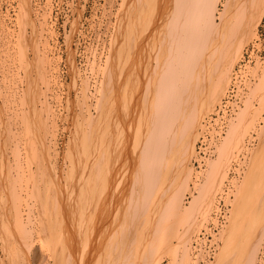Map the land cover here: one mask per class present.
Masks as SVG:
<instances>
[{"label":"bare ground","instance_id":"bare-ground-1","mask_svg":"<svg viewBox=\"0 0 264 264\" xmlns=\"http://www.w3.org/2000/svg\"><path fill=\"white\" fill-rule=\"evenodd\" d=\"M50 1L46 0L43 6H39L43 22L41 18L39 20L36 13L38 20L32 17L31 9L33 13L34 9L31 8L33 3L30 4V0H19L20 6L16 13L20 21L18 26H21L20 29L18 28L15 40L18 49L17 56L19 55L20 64L25 68L27 77L26 88L21 89L22 97L18 99L22 104L30 106L28 110L24 108L26 117L23 118L30 123L39 121L38 124H42L43 128H46L47 118H50L54 112L48 96L51 84L49 77L54 84H60L61 90L67 89L66 81L61 82L60 80L58 67L57 73L52 71L49 76L45 73L46 67L53 64L54 58L60 60V57H56L52 52L51 42L50 50L54 57L50 55V58L48 39H44L45 36H43L47 29L49 34L46 35L50 40L55 34L49 22ZM81 1L85 2V0H77L79 7ZM121 2L118 20L114 25L111 48L106 50L107 58L105 57L103 66L94 64V67L105 65L103 79H101V98L99 97L100 101L97 102L98 116H91L90 109L87 112L88 117L82 115L83 109L79 102L85 104L84 93L86 91L81 95V100L80 96L79 99L77 97V100L75 99L76 105L80 106L78 111L72 110L74 114L71 119H75L73 126H76V130L74 132L70 130L72 136L69 139L68 151L65 154L66 157L62 154L61 160L63 162V158H68L69 164L63 168L65 163H61L55 170L54 165L58 152L52 145L54 141L49 140L41 146L38 140H34L42 147L41 151L36 150L38 156L42 155L39 167H36L38 171L40 169L39 172L44 173L42 176H45L46 184L53 183L49 184L50 191V187L46 185L44 187V180L42 181L38 176L40 179L38 178L37 183L43 184L41 187L44 189V200L41 195L38 196L43 202L41 209L45 208L43 210L44 220L37 218V221L40 219L43 223L38 231H40L39 234H44L43 245H48L49 251L45 249L52 258L50 264H160V257H158L160 253L173 257V264H200V261H203V264H210L214 258L212 264H234L235 262V264H264L260 262L264 253V114L260 113V109L261 112L264 111V101L257 102L258 105L260 104L261 108L258 106L260 109L256 108L257 105L254 109L250 98L244 101V105L241 103L239 106H235L237 100L233 103L234 100L230 99V95L234 99L237 94L240 95L236 93L242 88L239 85L242 82L240 78L246 75L243 73L235 78V65L239 63L237 61L242 56L243 45L249 39L257 38V27L264 16V0H121ZM84 7L83 4L80 8ZM80 8L79 11H81ZM72 19L69 22L70 26ZM79 21L80 17L78 19L80 25ZM45 25L47 29L44 30ZM89 26L94 29L93 25ZM27 27L30 28V33L27 32ZM11 34L13 36V33ZM27 48L31 50V55L27 53ZM86 53L85 64L87 57L91 54L89 48L86 49ZM256 61L264 63V60L256 58L251 64H255ZM262 69L259 71L261 75L254 74L259 82L257 81V84L254 82L255 86L250 81L247 84L248 87L249 83L252 84V89L248 90L250 94L247 93L251 98L253 96L254 100L257 94L259 98H264V68ZM33 70L40 76L42 87L37 84L35 75L31 76ZM255 78L254 76L253 79ZM85 84L88 86L87 83L83 85L86 86ZM234 87L235 92L232 90ZM79 91L82 92V88ZM248 94L245 93V96L248 97ZM35 98L42 104L41 109L46 112V118L42 119V111L34 102L33 104L30 102ZM215 106H217L216 109H214ZM79 108L82 109L80 113ZM212 111L213 113H210ZM259 120L261 121L257 126ZM71 123L73 124V120ZM214 124L218 127L216 129L215 126L218 134L212 137L216 131L212 128ZM225 125L228 127L227 133L221 136ZM254 127L258 133L256 137L250 133ZM48 132H51L48 133L51 134L50 136L55 135L54 131ZM37 133L40 132L37 131ZM249 133L250 135H247ZM45 135L43 131V136ZM0 137L3 143L9 142L6 136L0 135ZM212 138L215 141L222 139L214 159L207 158L214 152V147L211 145ZM30 139L31 137L28 140L32 145L34 143L32 140L36 137ZM256 139L258 142L256 147L250 151V161H248L247 170L243 172V177L241 176L242 179L233 183L235 179L232 178L231 184L229 183V194L233 193L234 196L230 202L229 195H226L227 191H224L225 183L223 182L227 180V172L231 167L238 175L243 165L239 161V168H233L232 158L235 159L237 156L238 161L239 155L246 152V149L250 150L249 146ZM28 140L26 139L25 142L29 143ZM197 140H199L200 151L196 148ZM3 143L0 144V172L3 166L2 161L6 160L2 152ZM235 149L237 152L243 149L245 151L234 154ZM198 151L203 155L199 156ZM53 156L55 158L51 160ZM193 158H197L198 166L208 159L206 176L196 187L194 193L190 188L192 177L194 178L192 175ZM32 160L30 162L33 164ZM27 165L28 168L29 164ZM35 171L38 172L36 169ZM21 172L20 170V175ZM5 173L7 175L9 170L4 172L3 176ZM29 173L31 175V172ZM34 173H32L33 179L36 178ZM19 176L17 175L15 181L17 178L19 181L21 178ZM15 181L12 184L15 185ZM24 181L26 183V179ZM27 184L24 185L27 186ZM46 188L52 192L49 202L46 195H49V192ZM31 189L34 190V183L31 184V188L29 187L30 191ZM1 191L0 195L3 193L1 197L4 198L1 202H5L7 206L5 209L12 216L9 221L17 228H21V242L27 248L26 252H31L33 245L31 234L36 229L33 226L36 219L32 217L31 210L27 212L31 205L23 200L27 202L25 206H29L23 215L19 208L22 200L14 194L17 190L13 192L8 190L6 193L4 190ZM40 192L37 191L38 194ZM252 194L255 198L256 196L259 198L257 208L253 203L251 204L254 213L249 212L250 203L254 198ZM221 195L224 197L226 208L222 224L218 223L213 216L218 211V200L222 198ZM225 195L227 200H225ZM187 196L190 198L188 202H184ZM52 201L54 204L51 207ZM230 206L231 210H229ZM38 207H36L37 210ZM48 207L51 211L53 210V217L49 215L45 218L49 212L52 214ZM229 211H231L230 217ZM245 213H249V218ZM162 219H168L166 222L168 224L163 225L165 229L161 228ZM52 220H55L53 222H55L56 231L52 230L55 227L54 224L51 229ZM7 222V220L5 223L2 222L1 225L4 226L1 227H7ZM212 222L217 225L218 231L217 233L211 232L210 246H207L208 240L205 237H199L200 232L194 240L192 239L193 243L199 242L197 244L200 247L196 249L191 241L192 236L200 231L202 226L205 228L203 227L201 231H209V224ZM107 224L112 234L103 236L102 234L107 230L103 233L100 230ZM179 226L180 229H178ZM96 230L97 233L98 231L101 233V237L100 234L91 235ZM219 234L222 241L221 247H219L221 244ZM167 237L171 240L175 239V246L172 247V244L165 243ZM137 243H145L142 246L143 249L138 247ZM137 248L141 251L139 255ZM104 251H106L105 257ZM179 252L180 261L175 263ZM236 252L240 253L239 258H236ZM208 255H211V258H208ZM26 261L28 264V260Z\"/></svg>","mask_w":264,"mask_h":264},{"label":"rangeland","instance_id":"rangeland-1","mask_svg":"<svg viewBox=\"0 0 264 264\" xmlns=\"http://www.w3.org/2000/svg\"><path fill=\"white\" fill-rule=\"evenodd\" d=\"M86 1V0H85ZM4 2H7V0H0V104H1V106H0V135H3V136H6L7 137V139L9 140V142L8 141H6L5 143H3V141H1V137H0V144H2L3 143V148H4V150L2 151L3 153H4V159L6 158V160H4V159H2V160H4V161H2L3 163H2V168H1V172H0V191L1 190H4V192L6 193V191H8V190H11L12 191V189L14 188V187H16V189L14 188L13 189V191L14 190H17L16 192L18 193V191H19V193L18 194H20V196H18V194H16V192L14 193L15 195H17L16 197H20V199L22 200L21 201V204L22 205H20L21 207H19L21 210H20V212L24 215L26 212H25V209H29V210H27V212L28 211H30L31 210V215H32V217L34 218V219H36L35 220V222H34V224H33V226L36 228V229H34L33 231H32V234H31V242L33 243V245H32V243H30L31 245H32V248H31V252H26V247H25V245L24 244H22V231H21V228H17L16 227V225L15 224H13V223H11L9 220L12 218V216L11 215H9V213L7 212V210L5 209V208H7V206L5 205V202L3 203V202H1V201H4V198L3 197H1L2 195H3V193L0 195V264H27V261L26 260H28V264H31L30 262H32V264H50L51 263V260H52V258L49 256L50 254H49V250L47 249V247H48V245H43V242H44V237H43V235L42 234H39L40 233V231H38L40 228H41V226H42V224L43 223H41V221H40V219L42 218H44L43 216H44V213H43V210L45 209H41V207H42V203L43 202H41L40 201V199L42 198L43 199V196H44V189H42V187H41V185H43V184H38L37 183V181L39 182V180H38V178L40 177L41 179H42V181L44 180V177L45 176H42L44 173L42 172H39L40 171V169H39V171H38V167H39V161L42 159V155L41 154H39V156L41 157H39L38 156V152L37 151H41V149H42V147H40V145L42 146V145H44L45 144V142L47 143V141H49V140H51L52 142L54 141V143H52V145H54V148L57 150V152H58V155H57V161H56V163H55V161H54V163H55V170H57V168L60 166V164L61 163H65V165H63L64 167L63 168H65L68 164H69V162H68V158H66V159H64L63 158V162L61 161L62 160V157H63V155L62 154H66V152L68 151V145H69V139H70V137L72 136V131L74 132V130H76V126H73L74 125V120L75 119H71L72 118V115L74 114V112L75 111H78V107H80V106H78V105H76L77 104V102H76V97L78 98L79 96V98H80V100H81V95H83V93H84V91H86L84 94H85V98H84V101H86L85 102V104H83L84 102H82L81 103V101L79 102V105H81V107H82V109H83V111H82V109L81 108H79V109H81V110H79V113H80V111H82V115L83 116H85V117H88L89 116V114H87V112H89V109H90V115L91 116H93V117H96V116H98V107H97V102L98 101H100V98H101V91H100V89L102 90V81H101V79H103L102 77H103V75H104V67H105V65H104V67H99V66H95L94 67V64H101L102 66H103V63H104V61H105V57H106V54L108 53V52H106V50L108 51L109 50V48H111L110 46H111V43H112V39H113V36H114V33H113V31L115 30V26L114 25H116L115 23H117V22H115L116 20H118V16H119V13H120V6H121V0H87L86 1V8L88 9V10H92V11H94V14H92L91 15V17L93 18V21H92V25H93V27H94V29H95V39L97 40V43L95 44L96 46H93V44L92 43H90L91 45L90 46H86V48L88 49H90V51H91V54L89 55V57H87V62H86V68L84 69V71H82L78 66H77V62H76V49L75 48H71L70 47V43H72L73 42V35L77 32V29H78V26H79V24H78V19H79V17H80V11L78 12V15L76 14V17H74L73 19H72V22H71V26H70V30H69V35H68V33H67V35H66V38H65V43H67V47H66V49H67V54H66V63L68 64V77H69V80L67 79L66 80V82H65V86L67 87V89H66V92H65V97L63 98V95H62V90L60 89V88H62L61 86H60V84H58V85H56V83L54 84L53 83V80L51 79V77H49L50 79V91L48 92V96H49V102H50V104H51V106H52V110L54 111L51 115H50V118L48 117L47 118V120H48V124L50 125H48L47 123L45 124V126H46V128L44 127H42V124H38L39 123V121H38V123H34V122H32L31 121V123L33 124V126H32V124L28 121L27 122V120L25 119V118H23V117H26V113H24V108H25V110H28V108H30V106H28V104H22L21 102H20V99H18L19 97H22L21 95H22V92L23 91H21V89L22 90H24L25 88H26V72H25V68H23V66H21V64H20V61H19V55L17 56V52H18V49H17V45H16V35L18 34V32L17 31H19V27H21L20 25L18 26V23H20V21H19V19H18V16H17V14L16 13H18V7L20 6L19 5V0H15V5H14V7H13V9L14 10H12L13 11V15L11 16L10 15V12H9V9H7L6 11H4L3 10V4H4ZM48 2H49V0H48ZM31 3H33V4H31ZM30 4H31V8L33 7V9H34V13H33V11H32V9H31V13L33 14L32 15V17L33 18H36V14L38 15V18H39V20H40V18H41V21L43 22V18H42V16L43 15H41L40 14V12H39V9L41 8V7H39V9H37V11H36V9H35V7H34V5H35V2H34V0H30ZM90 8H92V9H90ZM119 8V9H118ZM85 11L84 12V15L86 16L87 14H88V12L89 11ZM17 11V12H16ZM97 13V15H96V13ZM36 13V14H35ZM47 14V13H46ZM40 16V17H39ZM96 16V17H95ZM91 17H90V19H89V25L91 24ZM117 18V19H116ZM16 19H17V21H16ZM37 19V18H36ZM35 20V19H34ZM38 20V19H37ZM38 23H41L40 21H38ZM264 24V16H263V18L261 19V22L259 23V25H258V27H257V34H258V29H261V25H263ZM47 25V24H46ZM44 26L45 28H44V30L45 29H47V26ZM114 26V27H113ZM19 28V29H18ZM27 32H29L30 33V28H28L27 27ZM11 33H13V36H11L12 34ZM42 33H44V32H42ZM11 34V35H10ZM49 34L48 33V29H47V32H45V35H43V36H45V37H47V38H45L44 37V39H48L47 40V42H48V55L50 56V55H52V57H54V55H53V53L51 52V50H50V38H48V36L47 35ZM113 35V36H112ZM98 36V37H97ZM111 37V38H110ZM43 38V37H42ZM254 39H256V38H251V39H249L244 45H243V47H242V52H241V55L243 54V52H244V49H245V47L251 42V41H253ZM43 42V41H42ZM15 43V44H14ZM14 44V45H13ZM39 44H41V43H39ZM16 45V46H15ZM15 46V47H14ZM42 46H43V44H42ZM43 47H41V49H42ZM16 49H17V51H16ZM27 53L29 54V55H31V50H29V48H27ZM100 50H102V52H100ZM97 51H99V52H97ZM52 53V54H51ZM108 55V54H107ZM44 56V55H43ZM45 57V56H44ZM50 58H51V56H50ZM107 58V57H106ZM241 59H242V56H241V58L240 59H238V61H237V63L238 64H236L235 65V69L239 66V64H240V61H241ZM59 60L58 59H56V58H54L53 60H52V62H53V64H50V66H48V67H46V70H45V73L49 76L51 73H52V71H55L56 73H57V62H58ZM55 65H56V67H55ZM251 65V66H250ZM47 66V65H46ZM52 66V67H51ZM264 66V63H258L257 61H256V63L255 64H248V66H246V69H245V71L243 70V71H241V75H243V73L246 75V77L243 75V76H241V78H240V81H242V82H240L239 83V85H240V87H242V88H240L241 90H239L238 92H236V93H240V95L239 94H237L236 95V97H235V101L237 100V102H235V101H233V103L235 102V106H239V105H241V103H243V105H244V101L246 100V99H248V98H250V100H252V101H250L251 102V104H253L252 106H253V108L254 109H256V108H258V109H260L261 107H260V104L258 105V103L257 102H263L264 101V98L262 97V98H259L258 97V94L257 95H255V96H257V98L254 96V98H256L255 100L253 99V96H252V98H251V96L249 95L250 94V91H248L250 88L252 89V84L255 82L256 84L259 82L258 80H257V76H259V75H261V72H259V71H261V70H263L262 68H264L263 67ZM257 67V68H256ZM97 68H99V69H97ZM253 68V69H252ZM255 68V69H254ZM252 69V70H251ZM51 70V71H50ZM74 70H75V72H74ZM251 70V71H250ZM102 71V72H101ZM249 73H248V72ZM257 71V72H256ZM235 72H236V70H235ZM247 72V73H246ZM252 72V73H251ZM251 73V74H250ZM248 74V75H247ZM254 74H256V75H254ZM35 75V76H34ZM31 76L33 77H36V81H37V84H39V86L40 87H42L43 86V84H42V81L40 80V76L38 75V73H35V71L33 70L32 72H31ZM256 77L255 79H253V77ZM97 77V78H96ZM100 77V78H99ZM245 77V78H244ZM99 78V79H98ZM249 78L250 80H248L247 81V79ZM258 79H259V77H258ZM5 80V81H4ZM84 80V81H83ZM86 80V81H85ZM246 82H245V81ZM252 80V81H251ZM244 81V82H243ZM250 81V83H252V84H250L249 83V87H248V82ZM258 81V82H257ZM16 82V83H15ZM62 82V81H61ZM89 82V83H88ZM6 83V84H5ZM8 83H9V86H8ZM84 83H87L88 84V86L86 85V86H84L83 84ZM244 83H246V84H244ZM17 86H16V85ZM241 84H242V86H241ZM256 84H253L254 86L256 85ZM11 85V86H10ZM52 85V86H51ZM244 85H246V86H244ZM15 86V87H14ZM84 86V87H83ZM253 86V87H254ZM10 87V88H9ZM86 87H87V89H86ZM98 87V88H97ZM246 87V88H245ZM13 88V89H12ZM82 88V92H80L79 90ZM85 88V89H84ZM90 88H92L93 89V91H90L89 89ZM97 88V89H96ZM244 88V89H243ZM8 90H10V91H8ZM6 91H7V93H6ZM21 91V92H20ZM71 91H73V93H72V95L70 94V92ZM94 91H96V93L94 92ZM244 91V92H243ZM246 91V92H245ZM247 92H249V94L247 93ZM20 94V96H18L19 94ZM245 93H246V95L248 94V97L247 96H245ZM77 94H78V96H77ZM58 95H59V97H58ZM241 95H242V97H241ZM244 95V96H243ZM260 96V95H259ZM54 97V98H53ZM58 97V98H57ZM100 97V98H99ZM239 97V98H238ZM261 97V96H260ZM55 98H57V99H55ZM78 98V99H79ZM98 98V99H97ZM241 98V99H240ZM54 99V100H53ZM76 99V100H75ZM86 99V100H85ZM240 99V100H239ZM244 99V100H243ZM263 99V100H262ZM37 98H35L34 99V101H30L32 104H33V102L35 103V105L37 106V108L38 109H40L42 112H41V114H42V119L43 118H46L47 116L45 115L46 114V112L44 111V110H42L41 109V105L42 104H40V102H37ZM239 100V101H238ZM257 100V101H256ZM258 100H262V101H258ZM57 101V102H56ZM95 101V102H94ZM240 101H242V102H240ZM90 103L89 105H88V103ZM264 103V102H263ZM263 103H261V105L263 104ZM3 104V105H2ZM31 104V105H32ZM57 104V105H56ZM59 104V105H58ZM95 104H96V106H95ZM256 105H257V107H256ZM89 106V107H88ZM98 106H99V104H98ZM260 108H259V107ZM69 107L71 108V109H69ZM87 107H88V111H86L87 110ZM91 107V108H90ZM93 107V108H92ZM216 107L217 106H215L214 107V109H216ZM256 107V108H255ZM2 108V109H1ZM86 108V109H85ZM19 109H23L22 111L21 110H19ZM74 109V110H73ZM85 109V110H84ZM96 109V110H95ZM263 109H264V107H263ZM74 112H73V111ZM233 110H234V108H233ZM13 111H16L15 113L13 112ZM20 111H21V113H20ZM97 112L96 114H95V112ZM238 111V110H237ZM18 112V113H17ZM92 112V113H91ZM10 113H14L13 115L12 114H10ZM72 113V114H71ZM94 113V114H93ZM210 113H213V111L212 112H210ZM235 113V112H234ZM233 113V115L235 116V114ZM260 113H263L264 114V111H262L261 112V109H260ZM20 116H19V115ZM22 114V115H21ZM25 114V115H24ZM10 115V116H9ZM15 115H17V116H15ZM53 115V116H52ZM69 115V116H68ZM213 114H211V116H212ZM210 116V117H211ZM8 117H9V119H8ZM12 117V118H11ZM14 117H17V118H14ZM51 118H52V120H51ZM5 119V120H4ZM21 119H23V120H21ZM24 119H25V121H24ZM8 120V121H7ZM72 120H73V124L71 123L72 122ZM23 121V122H22ZM261 120H259L258 122H257V126H258V123L260 122ZM7 122V123H6ZM19 122V123H18ZM47 122V121H46ZM50 122V123H49ZM54 122V123H53ZM27 123H28V126H26L27 125ZM53 123V124H52ZM226 123V122H225ZM10 124V125H9ZM38 125V127H37V125ZM227 124V123H226ZM262 125H263V123H261ZM5 125H6V127H5ZM7 125H9V126H7ZM30 125V126H29ZM41 125V126H40ZM53 125V126H52ZM76 125V124H75ZM2 126H4V127H2ZM40 126V127H39ZM49 126V127H48ZM73 126V127H72ZM217 127V125L216 124H214L213 126H212V128H214V130H216V129H218V127ZM256 126V125H255ZM28 127H30V128H28ZM32 127V128H31ZM48 127V128H47ZM53 127H55V128H53ZM260 127V126H259ZM2 128V129H1ZM7 128V129H6ZM28 128V129H27ZM211 128V129H212ZM216 128V129H215ZM4 129V130H3ZM27 129V130H26ZM43 129V130H42ZM48 131H54V134L55 135H52V136H50L48 133H51V132H48ZM50 129H52V130H50ZM6 130V131H5ZM12 130H13V132H12ZM31 130H33V131H31ZM70 130H72V131H70ZM227 130H228V127H227V125H225V128H224V132L221 134V136H225L226 135V133H227ZM1 131H2V133H1ZM10 131V132H9ZM37 131L38 132H40V133H37ZM43 131L45 132V136H47V137H45V136H43ZM257 130H255V127L253 128V131L251 132L250 131V133L251 134H253V136H257L256 134H258L257 132H256ZM9 132V134H7ZM24 132V133H23ZM29 132V133H28ZM33 132V133H32ZM212 132H213V130H212ZM218 131L216 130L215 131V133L212 135V137L214 136V135H217L218 133H217ZM14 133V134H13ZM26 133V134H25ZM250 133L249 134H247V135H250ZM14 136H13V135ZM24 134V135H23ZM28 134H29V136H28ZM30 134H31V136H30ZM39 134H40V136H39ZM225 134V135H224ZM33 135V136H32ZM42 135V136H41ZM247 135L245 136V138L247 137ZM12 136H13V138H12ZM50 136V137H49ZM31 137V139L30 140H32L33 138H35L36 137V139H33L32 141H34V140H38V144H39V142H40V145H38L37 144V142L36 141H34V143L31 145V141H29L28 140V138H30ZM43 137H45V139L43 138ZM48 137H49V139H48ZM11 138V139H10ZM54 138V139H53ZM218 138H220V136L218 137ZM224 137H222V139H223ZM26 139L29 141V143H26L25 141H26ZM41 139V140H40ZM222 139L221 140H217V141H215V139L214 138H212L211 140V145L214 147V154L212 153L211 155H209L207 158H210V159H214V158H216V156H217V153H218V148H219V146H220V144H221V142H222ZM45 140V141H44ZM42 141V142H41ZM50 141V142H51ZM23 142H25V143H23ZM56 142V143H55ZM67 142V143H66ZM253 142V143H252ZM252 142H250V143H252L249 147H250V150L249 149H246V152H242L241 154L243 155V156H241V154L239 155V157H238V161H237V156H236V161H235V159H233L232 158V162L234 163V167L233 168H239V161H241L242 163H243V165H242V167H241V171H240V173L237 175V174H235V172H233L234 170H232V167H231V169L230 170H228V174H227V180H224V182L223 183H225V186H223V184H222V186H223V188H224V191L226 190L227 191V193H226V195L228 196L229 195V197L230 198H228V200H230V202L234 199L233 197V193H231V194H229V183L231 184V181H232V178L233 179H235L234 181H233V183L235 182V183H237V182H239L240 180L239 179H242V177H243V175H244V173H245V170H247L246 168H247V165H248V161H250L249 159H250V151H252L255 147H256V143L258 142V139H256L255 141L253 140ZM44 143V144H43ZM5 144H7V146L5 145ZM14 144V145H13ZM17 144V145H16ZM26 144L28 145L27 147H26ZM31 145V147H30V145ZM35 144H36V146H35ZM218 144V145H217ZM247 144H249V142L247 141ZM10 145V146H9ZM14 146V147H13ZM199 146V140H197L196 141V148H197V150H199L200 151V148L198 147ZM6 147V148H5ZM18 147V148H17ZM27 148V150H26V148ZM32 149V148H34L35 149V151H34V149H32V153H30L31 152V150L30 149ZM38 148V149H37ZM41 148V149H40ZM199 148V149H198ZM7 149V150H6ZM29 150V151H28ZM37 150V151H36ZM235 150H236V152H235ZM235 150H233L234 152V154H238V153H240L241 151H245L244 149L243 150H240L239 152H237V149H235ZM247 150H248V152H247ZM14 151L16 152V153H14ZM199 151H198V155L199 156H201V155H203V153L202 154H200L199 153ZM36 152V153H35ZM65 152V153H64ZM6 153V154H5ZM40 153V152H39ZM34 154H35V156H34ZM15 155V156H14ZM38 156V157H37ZM198 156V157H199ZM15 157H18V158H15ZM27 159H26V158ZM38 158V160H37V158ZM64 157H66V155L64 156ZM30 158H34L33 160H32V162H33V164L30 162L31 160H30ZM54 156H53V158H51V160H54ZM200 158V157H199ZM7 159H9V161H7ZM17 161H16V160ZM196 159L197 158H193L192 159V163H193V176H194V178L192 177V181H191V184H190V188H191V192L192 193H194L195 191H196V187L199 185V184H201V182H202V179H204L205 178V176H206V169H207V160L208 159H206L205 160V163L203 162V164L202 165H200V166H198V163H197V161H196ZM11 160V161H10ZM19 160H21V161H19ZM30 160V161H29ZM234 160V161H233ZM247 160V161H246ZM7 161V162H6ZM29 161V162H28ZM7 163V165H6V163ZM17 162L19 163V164H17ZM38 162V163H37ZM16 163V164H15ZM27 163L29 164V167L27 168ZM35 163H37V164H35ZM58 163V164H57ZM8 164H9V167H8ZM22 164V167L20 168V165ZM6 165V166H5ZM205 165V166H204ZM11 166H12V168H11ZM18 168H17V167ZM36 166H38V167H36ZM58 166V167H57ZM237 166V167H236ZM7 167V168H6ZM14 167V168H13ZM15 167H16V169H15ZM36 167V168H35ZM10 168V169H9ZM33 169L32 171L30 170V169ZM19 169V170H18ZM28 169V170H27ZM35 169L38 171L37 173H36V171H35ZM45 169V168H44ZM8 170H9V176H8V174L6 175V173L4 174V176H3V173L4 172H8ZM16 170V171H15ZM20 170L22 171L21 172V175H20ZM27 170V171H26ZM34 171H35V173H34ZM12 172V173H11ZM28 172H31V175H30V173L28 174ZM205 172V173H204ZM244 172V173H243ZM17 173H19V174H17ZM32 173H34L33 175H34V177H36V178H34L33 179V177H32ZM194 173H195V175H194ZM232 173L234 174V176L236 177H234L233 175H232ZM11 174L13 175V176H15L14 178H13V176H11ZM36 174H37V176H36ZM39 174V175H38ZM41 174V175H40ZM200 174V175H199ZM17 175L19 176V177H21L22 178V180H21V178L19 179V181H18V178H17V181H15V178L17 177ZM23 176V177H22ZM26 176V177H25ZM29 176H31V177H29ZM39 176V177H38ZM43 178H42V177ZM242 176V177H241ZM6 177V178H5ZM10 177V178H9ZM24 177H25V179H26V183H25V179H24ZM27 177H28V179H27ZM197 177H198V179H197ZM2 178H3V180H2ZM13 180H12V179ZM39 178V179H40ZM238 178V179H237ZM11 179V180H10ZM30 179V180H29ZM31 179H33V180H31ZM36 179V180H35ZM200 179V180H199ZM231 179V180H230ZM236 179L238 180V181H236ZM62 180H64V179H62ZM11 181V182H10ZM15 181V185H14V183L12 184V182H14ZM32 181H33V183H34V190L33 189H31V191L29 190V187L31 188V184H33L32 183ZM35 181V182H34ZM41 181V180H40ZM65 181V180H64ZM226 181V182H225ZM230 181V182H229ZM9 182L11 183V186H10V184H9ZM44 182H45V184H44V187H45V185L48 187L49 186V184L50 185H52L50 182L49 183H47L46 184V180H44ZM28 183V184H27ZM41 183V182H40ZM2 184V185H1ZM24 184H27V186L26 185H24ZM29 184H30V186H29ZM38 184V185H37ZM197 184V185H196ZM39 185H40V188H39ZM13 186V187H12ZM3 187V188H2ZM50 188V191H51V186H49ZM227 187V188H226ZM231 187V186H230ZM235 187V186H234ZM234 187H233V192H234ZM264 187V186H263ZM8 188H11V189H8ZM21 188H25L24 190L23 189H21ZM32 188H33V185H32ZM42 191V192H40V190ZM193 188V189H192ZM20 189L22 190V191H20ZM29 191H28V190ZM38 189V190H37ZM47 189V191H48V188H46ZM61 189V188H60ZM264 190V189H263ZM12 191V192H13ZM33 191H35V193H33ZM37 191L38 192H40L39 194L37 193ZM50 191H48L49 192V195L48 194H46L48 197V202L50 201V197H52V196H50L51 194L50 193H52V192H50ZM2 192V191H1ZM0 192V193H1ZM24 192V193H23ZM27 192V193H26ZM217 192H219V191H217ZM217 192H216V194H217ZM5 193H4V196H5ZM25 193H26V195H28L26 198H24L26 195H25ZM30 195H29V194ZM224 193V192H223ZM23 197H22V196ZM34 195H36V196H34ZM38 195H41V198H40V196H38ZM226 195H225V200H227V198H226ZM50 196V197H49ZM189 196V195H188ZM187 196V198L185 199V201L184 202H188V200H189V198L190 197H188ZM217 196H219V195H217ZM215 197V199L217 200V198L218 197ZM252 196L254 197L255 195H253L252 194ZM30 197H32V198H30ZM39 197V198H38ZM24 198V199H23ZM30 198V199H29ZM34 198V199H33ZM37 199V200H36ZM41 199V200H42ZM232 199V200H231ZM23 200H25V201H27V202H25V201H23ZM44 200V199H43ZM215 200V201H216ZM254 200V201H253ZM257 200L259 201V198H257V196H256V198L254 197L253 199H252V202L250 203V205L253 203V205H255L256 206V208L258 207V205H259V202H257ZM261 201H262V198L260 199ZM35 203V205H34V203ZM37 203H36V202ZM261 201H260V203H261ZM31 205L30 207L29 206H25V205ZM33 203V204H32ZM38 203H40V204H38ZM258 203V204H257ZM53 201H52V205H51V207L53 206ZM228 204L229 205H231V203H229L228 202ZM37 205H39V207L37 206ZM34 206H36V207H38V210L36 209V207H34ZM29 207V208H28ZM44 207V206H43ZM39 208H40V210H39ZM49 208V207H48ZM250 208V207H249ZM50 209V211H51V208H49ZM232 208H231V206H230V209L229 210H231ZM3 210V211H2ZM23 210V211H22ZM6 211V212H5ZM42 211V212H41ZM53 211V210H52ZM51 211V212H52ZM251 211V212H250ZM43 213L42 215L41 214H38V213ZM249 212L250 213H254L253 212V210H252V205H251V210H249ZM230 214H231V211H229V217H230ZM49 215H52V216H50V217H53V212H52V214L49 212V214L48 215H45V218L46 217H48ZM245 215H247V217L248 216H250L249 215V213H245ZM244 215V217H246ZM38 216V217H37ZM159 216V215H158ZM122 217V216H121ZM37 218H40V219H38L39 221H37ZM249 218V217H248ZM229 218H227V220H228ZM3 220V221H2ZM5 220V221H4ZM6 220L8 221L7 223H8V226L7 227H1V226H4V225H1L2 224V222H6ZM44 220V219H43ZM163 220V219H162ZM161 220V222H160V224H161V228H163V229H165V227L163 226V225H167L168 223H166L167 221H168V219H164L163 221ZM166 220V221H165ZM53 221H55V220H52V227H51V229L52 230H54V231H56V225L54 224L55 222H53ZM153 221V220H152ZM44 222V221H43ZM164 222V223H163ZM53 224H54V226H53ZM154 224H156V222L154 221ZM99 225V224H98ZM96 227H100V226H96ZM102 227V226H101ZM107 227V228H106ZM203 227L204 226H202L201 227V230L203 229ZM104 228H105V230H104ZM108 228H110L109 227V225L107 224V226H103L102 228H101V233H103V232H105L106 230V233H103L102 235L104 236L105 234L107 235V236H109V234L111 233L112 234V231H111V228H110V230L108 229ZM181 227L179 226L178 227V229H180ZM205 228V227H204ZM95 229V228H94ZM97 229V228H96ZM113 229V228H112ZM115 229V228H114ZM103 230V231H102ZM201 230L200 231H198L196 234H194L193 236H192V238H191V241H192V243H193V240L195 239V237L201 232ZM38 233H37V232ZM54 231H52V232H54ZM110 231V232H109ZM162 232V231H161ZM55 233V232H54ZM101 233L98 231V233H97V230H96V232L95 233H91V235L93 234V235H98V234H100L99 236L101 237L102 235H101ZM40 235H42V236H40ZM218 236V235H217ZM42 237H43V240H42ZM96 237V236H95ZM99 237V238H100ZM168 238V239H167ZM166 238V240H165V243H167L168 245H170V244H172V247L173 246H175V244H176V241H175V239H172L171 240V238L170 237H167ZM36 239V240H35ZM193 239V240H192ZM34 241V242H33ZM190 241V242H191ZM219 241L221 242V244L219 245V247H221V245H222V241L220 240V234H219ZM29 242H30V240H29ZM97 242V241H96ZM171 242V243H170ZM45 243H46V241H45ZM44 243V244H45ZM98 243H100V242H98ZM139 244H141V243H137V245H138V247H141L142 248V246H143V244H145V243H142L140 246H139ZM191 244V243H190ZM242 245V244H241ZM23 246V247H22ZM46 246V247H45ZM99 246H101V243L99 244ZM136 246V245H135ZM263 246H264V244H263ZM218 247V248H219ZM18 248H19V250H21V251H19L18 250ZM48 250H46V249ZM264 248V247H263ZM3 249V250H2ZM138 249V248H137ZM143 249V248H142ZM240 250V249H239ZM140 251V249H138V255H139V253L141 252H139ZM20 252V253H19ZM48 252V253H47ZM218 252H219V249H218ZM218 252H217V254H218ZM240 252V251H239ZM22 253H24L25 254V256H24V254H22ZM104 253H106V251H104L103 252V255H104ZM237 254H238V256H237V254H235L236 255V258L238 257L239 258V254L240 253H238V252H236ZM28 254H30V255H28ZM179 254H180V252L178 253V256H177V259H179L180 257H179ZM216 254V255H217ZM20 255V256H19ZM181 255V254H180ZM234 255V256H235ZM22 256V257H21ZM28 257H29V259H28ZM49 257V258H48ZM104 257H105V255H104ZM158 257H160V264H173L174 263V260H173V257H171V256H168L167 254H165V253H160L159 255H158ZM263 257H264V253H263ZM263 257H261L262 258V261H260V262H263L264 263V258ZM19 258V259H18ZM25 258V259H24ZM177 259H175V263L178 261V263H179V261H180V259L179 260H177ZM215 259V258H214ZM214 259H213V262H214ZM22 260V261H21ZM24 261V262H23ZM30 261V262H29ZM213 262H211L210 264H212ZM235 262V261H234ZM104 263V262H103ZM236 263V262H235ZM234 263V264H235ZM105 264V263H104ZM183 264V263H182ZM259 264H262V263H259Z\"/></svg>","mask_w":264,"mask_h":264},{"label":"built area","instance_id":"built-area-1","mask_svg":"<svg viewBox=\"0 0 264 264\" xmlns=\"http://www.w3.org/2000/svg\"><path fill=\"white\" fill-rule=\"evenodd\" d=\"M87 1V0H86ZM86 1L83 2L81 1V5H85V7L82 9L79 7L77 0H51L50 1V8H51V13L49 16V22L52 24L55 34L53 38L50 40L51 45L53 47V53L55 56H59L60 60L57 62V67H58V74L60 77V80H69L68 77V64H66V54H67V43H65V38H66V33L69 35V30H70V20L73 18L74 15H78L79 8L81 9L80 11V25L79 28L77 29L79 32L75 33L73 36V42L70 43V47L76 49V56H77V65L80 69L84 70L86 68L85 65V54L86 53V46H90L92 43L93 46H96L95 44L97 43V40L95 39V29L90 28L89 26V19L92 14H94V11L88 10L86 8ZM35 2V9H39V6H43L46 0H34ZM15 5V0H7V2H4L3 4V10L6 11L9 9L10 15H13V7ZM92 9V8H90ZM89 11L88 14L85 16L84 12ZM96 13V12H95ZM97 15V13H96ZM96 17V16H95ZM93 18L91 17V25ZM256 58H259L261 60H264V24L261 25V29H258V35L257 38L251 41L244 49V52L242 54V59L240 61L239 66L235 69L236 74L235 78L239 77L241 75V70H245L246 66L248 64H251L254 62ZM62 95L64 96L66 92L65 89H62ZM90 91H93L92 88L89 89ZM233 91L236 90L234 87L232 89ZM235 92V91H234ZM233 92V94H234ZM73 91L70 92L72 95ZM230 99L232 101L234 97L232 98V95H230ZM237 167V166H236ZM234 176V175H233ZM219 200H218V211L213 214V216L216 218L218 223H221L224 221L223 214L225 213V206H224V200L223 196L221 195ZM217 225L214 224V222L209 224V231L203 230L199 234V237L206 238L208 240L207 246H210V242L212 239L211 232L217 233ZM199 242L193 243V245L198 249L200 246L197 244ZM211 254V253H210ZM211 255H208V258ZM203 261H200V264H203Z\"/></svg>","mask_w":264,"mask_h":264}]
</instances>
